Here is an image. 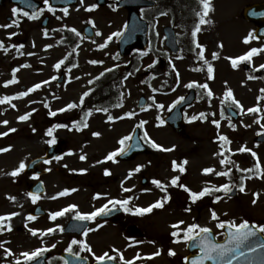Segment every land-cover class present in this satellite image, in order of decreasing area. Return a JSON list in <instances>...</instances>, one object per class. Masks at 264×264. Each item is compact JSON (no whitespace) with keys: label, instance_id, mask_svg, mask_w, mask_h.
<instances>
[{"label":"rangeland","instance_id":"1","mask_svg":"<svg viewBox=\"0 0 264 264\" xmlns=\"http://www.w3.org/2000/svg\"><path fill=\"white\" fill-rule=\"evenodd\" d=\"M260 1L263 0H211L214 10L206 19L212 23L201 25L196 41L204 46V59L213 66V78L209 77L208 66L199 56V47L196 46L193 53L186 52L191 27V22L187 20V12H191V8L187 6L186 0H159V6L169 10L170 14L157 18L153 23L151 31L155 40L148 49L142 52L136 50L126 57H120L116 52V36L105 44L109 35L121 31L127 14L123 9L110 5L89 11L88 6L94 4V1L83 0L68 8L67 15L63 11L52 12L46 28H43L40 26L42 17L29 19L22 12L14 16L12 9L15 6L5 1L0 7V24H9L12 19L17 18L19 23L18 26L0 28V40L4 41L7 48V52L0 49V97H15L17 93L26 91L36 83H41V87L25 97L14 98L11 103L16 108H12L7 102L0 104V121H9L7 125L0 123V132H7L9 128L16 129L6 136H0V148L9 149L0 152V214L19 213L10 221L13 232L8 234L9 231L6 230L0 234V244L3 245L0 247V256L3 250L11 249L9 263L16 264L17 257H22L21 253L43 246L39 238L41 233H31V229H41V222H28L24 218L31 198L27 195L31 178L24 172L13 177L11 172L18 167L20 161L27 163L43 153L48 145L47 141L51 139L47 135V129L58 123L68 125L55 129L53 133L57 140L63 142L65 153L47 166L48 173L40 177L46 186V194L40 198H63L64 195L57 194L65 188H74L76 191L70 192L65 198H93L95 192L107 194L100 198H117L120 194L132 196L129 207L135 209L137 206L147 207L165 195H170L171 198L163 202L160 210L154 208L146 214L129 212V225L142 229L148 237L156 233L166 234L168 230L175 231L172 225L181 220L184 221L180 225L181 229L191 223H198L211 228L217 238L223 237L221 229L217 227L219 220H235L239 223L247 219L256 224H264V145H256L252 141L256 132L264 131V99H257L264 97V92L261 91L264 89L261 79L264 68L259 67L264 64V51L253 54L251 62H238L237 67H233L229 59L243 55L254 47H264V42L256 39L244 42L245 37L254 32V26L243 19L242 9ZM200 10L201 5L192 9V12ZM8 16L11 17L10 21L7 20ZM170 20L171 25H175L180 46L176 54L165 50L161 34L162 26L169 24ZM87 23L95 31L93 39H88L81 33L82 26ZM149 25L151 27V22ZM73 27L80 36H77V42L71 48L61 41L63 35L60 29L70 30ZM45 30L48 32L47 36L44 34ZM12 32L17 35L9 36ZM97 32L101 35H97ZM100 44H105V47H98ZM13 45L23 47L18 49ZM213 53H218L216 59H213ZM65 57L72 60V64L68 65ZM62 59L64 63L57 69L55 65ZM93 60L102 63L93 64ZM14 68L18 69V82L5 86V81L12 78ZM106 69L111 71H105ZM116 70L121 76L114 79L112 74ZM132 71L136 76L130 74ZM102 72L105 79L112 75L111 84L117 89L116 95L105 106L96 103L104 87V82L98 81ZM61 73L63 80L58 83L57 78ZM53 76L56 79H52ZM137 80H146L145 86L141 87ZM44 81L48 83H42ZM193 81L196 85L191 88H194L198 99L185 109L187 125L183 131L176 133L165 123L160 124V120L190 89L187 85ZM204 83L212 90L211 97L207 95L206 89L199 87ZM229 88L233 90L235 99L243 105V111L232 106L240 115L236 121H231L226 115L225 108L228 105L224 106V115H221V101ZM86 91H89V95L81 103V96ZM140 95L146 98V105L142 109L137 108V98ZM72 102L77 107L58 112L55 116L49 115V111L63 108ZM158 104H163L164 108L157 107ZM257 105L259 112H247L248 108ZM103 107H107L108 112L96 110ZM75 110H79V113L69 120ZM89 110L90 115L85 118L84 113ZM129 111L134 115L125 116ZM25 113H30L29 119L19 121L17 118ZM200 113H204L207 119H200ZM108 115L121 118L109 121ZM193 116L197 119L192 120ZM213 119L220 120V125H214ZM82 120L87 123V127L81 124L77 130L73 121ZM141 121L147 123L141 126ZM135 126L140 128L141 138L144 131H147L162 147L155 149L143 140L149 153L125 162L105 160L110 152L120 147V139L130 135ZM33 128L36 130L33 131ZM94 132L101 135L94 136ZM221 135H226L229 143L219 139ZM242 146L257 154L260 170H255L257 158L251 152L237 151ZM81 155H85L86 159L81 160ZM229 157L237 163L236 168L229 165ZM222 160L227 163H221ZM98 161L101 162L97 163ZM173 162L180 167L174 168ZM137 165H143L141 171L126 179L129 170L135 169ZM181 167L184 171L180 170ZM207 167H212L215 171L206 174L203 169ZM80 169L87 171L82 173ZM105 169H109L111 174L105 175ZM224 169H231L228 176L215 174L223 173ZM241 169L253 171H246L248 177L239 178L237 172ZM142 176L148 179L143 186L140 184ZM173 177H179L176 185L171 183ZM153 179L162 181L168 190L157 187L152 182ZM122 183L124 188H130L131 191L124 192ZM225 183L239 185L234 197L222 196L209 206L201 204L190 211L185 210L184 205L190 193L181 185L199 192L204 187L214 190ZM241 184L244 185V190H241ZM142 189L150 191L142 192ZM256 193H259L258 197L254 195ZM9 197L16 199L13 201ZM253 200L256 202L253 203ZM213 210L218 214L219 220L212 219ZM19 226L23 228L17 230ZM171 249L178 259V256L185 254L184 241L171 243ZM177 259L171 260V264H178Z\"/></svg>","mask_w":264,"mask_h":264},{"label":"snow or ice","instance_id":"2","mask_svg":"<svg viewBox=\"0 0 264 264\" xmlns=\"http://www.w3.org/2000/svg\"><path fill=\"white\" fill-rule=\"evenodd\" d=\"M83 2V0H81V3ZM198 4L202 6V10L200 11H195V16L198 17V22L195 23L194 29L192 31V37L194 38V42L197 43V47H199L201 49L199 56L201 59H204V46L200 45L197 41H195V38L197 36V33L201 31V25L204 24H208V23H212L211 20L206 19L209 16V13L211 11L214 10V6L211 2V0H197ZM43 4L47 6V9L49 11L54 12L55 8L53 7V5L50 3V0H43ZM31 7L33 9H35V5H31ZM98 5L97 4H91L88 6L89 11L97 8ZM44 11L43 8H40L38 10H34L31 13L29 11H24L22 8L19 7H14L12 9L13 15L16 16L17 14L21 13L23 14L24 17H27L29 19H37L39 17V15ZM63 12L65 15L68 14V9L64 8ZM163 14V13H162ZM253 15H260V16H264V12H260V13H253ZM18 18L17 19H12L11 22L9 24H0V28H10L12 26H18ZM72 33H74L76 36H80V33L78 32V30L76 28H71L70 29ZM46 36L48 34L47 30H45L44 33ZM97 35H101V33L97 32ZM17 35L16 32H12L9 34V36H15ZM123 33L121 31H117L112 33L111 35H109L106 39L105 44L107 43V41H111L112 38L114 36L116 37H120L122 36ZM259 37L254 35V32H250L249 35L247 37H245V43H249L251 40L253 39H258ZM105 44H100L98 45V47L103 48L105 47ZM222 47V44L220 45ZM12 47L15 48H22V45H13ZM48 47H51V45H49ZM0 49H3L5 52H7V48L5 47L4 41L0 40ZM264 51V47L261 48H252L250 49V51H248L247 53L240 55L238 57L232 58L229 57V59L232 62L233 67H237L238 66V62H251L252 60V56L253 54H258L259 52ZM29 55H31V53H29ZM218 57V53H213V59H216ZM93 64L96 63H102V61H91ZM64 63V60H60L59 62H57V64L55 65V67L57 69H59L61 67V65ZM204 63L207 64L208 68V74L210 78L212 77V73H213V66L211 64L208 63V61L206 59H204ZM149 67H152V65H149ZM260 68H264V64L259 65ZM18 71V69H13V73H12V78L10 80L5 81V86L13 84L18 82V78L16 76V72ZM105 71H111V69H106ZM104 73H100V76H103ZM179 76V73H177V77ZM252 78V77H249ZM52 79H56L55 76L52 77ZM42 83H48V81H44ZM196 85V82L193 81L191 83H189L187 85V87L191 88L193 86ZM41 87V83H36L34 84L32 87L28 88L26 91H21L19 93H17L15 95V97L13 96H8V95H4L2 97H0V104H4L5 102L9 103L11 105L12 108H16L15 104H12L11 101L14 98H21V97H25L27 96L29 93L40 89ZM199 87H201L202 89H206L207 90V95L209 97H211L213 95L212 90L209 88V85L207 83L201 84L199 85ZM91 91V90H89ZM89 91H86L83 93V95L81 96V103H83L84 101V97H87L89 95ZM262 92H264V89L261 90ZM154 99V98H153ZM184 97H180V100H183ZM258 100L260 99H264V97H257ZM228 105L229 107H232L233 105L240 108L243 111V105L240 103L239 100L235 99V96L233 94V90L231 88L227 89L226 92L224 93V99L221 101V115H224V106ZM114 106H120V105H114ZM152 105H149V107H151ZM174 106V105H173ZM77 107V104L72 102L67 104L65 107L63 108H59L56 109L54 111H49V115L50 116H55L58 112L62 113L66 110L72 109ZM157 107L163 109L164 105L163 104H158ZM97 111H103V112H108V108L107 107H103V108H99L96 109ZM32 111H36L35 109H32ZM90 111L89 112H85L84 116L85 118L90 115ZM260 108L259 106H254L251 108L247 109V112L252 113V112H259ZM125 116L131 117L134 115L133 112L129 111L127 113L124 114ZM215 115V114H213ZM30 117V113H25L23 115H20L17 119L19 121H25L27 119H29ZM121 117H113L112 115H108L107 119L109 121H112L114 119H120ZM192 120L197 119L196 116H193L191 118ZM200 119H207L206 115L204 113H200ZM0 123L7 125L9 123L8 120H4V121H0ZM141 126H143L145 123H147L146 121H141ZM165 121L163 119L160 120V124H164ZM212 123L214 125L219 126L220 125V120L217 119H213ZM81 124L84 127H87V123L82 120V121H73V125L77 128V130L80 129ZM60 127H68V125H62V124H54L51 127H49L47 129V135L49 137H51V139H49L47 141V143L49 145H54L57 143V138L56 136L53 134L54 130ZM36 129L33 128V131H35ZM16 131V129L14 128H9L7 132H0V136H6L8 135L9 132H14ZM94 136H99L101 135V133L99 132H94L93 133ZM143 140L150 144L151 147L155 148V149H160L162 146L160 144H158L155 140H153L147 131H144L143 133ZM219 139L225 141V143H229V138L226 135H221L220 137H218ZM132 140L131 135H126L124 137H122L119 141V145L120 147L115 149L114 151L110 152L104 159L105 160H114L115 157L117 156V154H123L125 151L130 150L133 145L131 143H129V141ZM136 147H139L140 145L137 143V145H135ZM175 146L173 145V148ZM9 149L6 148H0V152H4L7 151ZM165 151L171 150V149H164ZM237 151L239 152H251V154L253 155V157L257 158V163L255 164V170H260L261 165L259 162V158L257 157V154L255 152L252 151V149L247 148L246 146H242L239 149H237ZM56 159H60V157H56ZM81 160L86 159L85 155H81L80 157ZM47 163H51V161H46ZM101 161H98L97 163H100ZM186 163V161H185ZM221 163H227V161L222 160ZM173 166L175 167H180L179 165H177L175 162H173ZM27 167V164L25 163L24 160L20 161L18 167H16L12 172L11 175L13 177L17 176L18 174H20L21 172H23L25 170V168ZM143 167V165H137L135 169L129 170L128 175L126 177V179L131 178V176L133 175V173H138L141 171V168ZM181 171H184V169L181 167L180 168ZM75 171V170H74ZM80 172H86V169H80ZM214 168L212 167H207L203 169L204 173H212L214 172ZM241 171H253V169H241ZM231 172V169H228V171L226 172H216V175H228ZM111 172L109 169H105V175H110ZM38 173L34 174V178H38ZM179 177H173L171 180V183L173 185L177 184ZM157 187H164L162 181H160L159 179H153L152 181ZM133 188L135 187V185L132 186ZM181 187L185 188L186 191H189L190 193V198L193 202L197 201L199 198H203L206 194H209L211 191H213V189H210L209 187H204L201 191L197 192V191H193L191 189H188L186 185H181ZM241 190H244V185L241 184L240 185ZM122 190L124 192H130L131 189L130 188H124L123 187V183H122ZM215 191H221L223 190L225 193L230 192L232 190V185L229 183H225L219 186V188L214 189ZM76 191V189H69V188H65L62 192L58 193L57 195L59 196H63V195H67L70 192ZM142 192H148L150 191V189H142ZM28 196H30L32 198L33 203H36V201L40 198L39 195L35 192H28L27 193ZM101 195H107V194H101V193H96L94 196V199H99L101 197ZM257 197L259 196V193L254 194ZM170 195H165L164 197H162L161 199L156 200L155 202H153L152 204H149L147 207H140L137 206L135 207V209L129 207V203L130 201L133 199L132 196H127L125 199H117V198H110L107 200L106 203H104L103 205H101L100 207H96L94 208V210L92 211H80L79 210V206L77 204H69L66 207L58 210V211H52L49 214V218L52 221H55L58 217L64 216L66 213L68 212H72L74 211L75 216L74 219L78 220V221H95L96 218L98 216H102L105 214L110 213L111 211H113L118 205L123 209V211L125 212H133L135 211L136 213L139 214H146V213H150L154 208H158V207H163V202H166L170 199ZM9 199L11 200H15V197H9ZM216 200L219 201L220 197L217 196ZM256 201L253 200V203H255ZM190 211L189 209H186ZM19 215V213L17 212H10V213H5V214H0V232L3 231H10L11 230V218L15 217ZM211 217L213 220H219L218 214L215 212V210L212 211L211 213ZM29 220H34L36 219L35 216L29 214L28 216ZM5 222H7V228H5ZM184 224V221H178L176 224L172 225V227L174 229H176L175 231H173L171 233V235L176 238L175 242H180L181 240L184 242H191L190 246L193 249H198V253L195 255L191 256V264H205V262L207 261H211L212 264H233V261L237 260L238 258H244L246 257V254H254L257 252V250H264V240H261L259 242L253 243L252 242V238L257 236V233H262L264 234V224H255V223H251L249 220L244 219L242 221H240L239 223H237L235 220H219V223L217 225L218 228L220 229H225V227L227 226V230H226V239L223 242H217L216 239L213 236V230L207 226H201L198 223H191L189 225H187L186 228L181 229L180 225ZM97 227H100V225H97ZM57 229H59L61 232L64 231V227L62 225H55V227H49L47 229H31V233L32 235H36L38 232H40L41 234H51L53 232H55ZM93 231L92 228H88L85 227L83 230V236L87 237L88 233ZM181 232H183V235L181 236ZM73 245H79L81 246L82 249H86L88 252L92 253V255L95 257L96 261H105L106 259L108 260H113L115 259L114 256H110L108 252H104L101 255H96L93 251L91 246L87 243L86 240L84 239H76L73 238L71 243L69 244L68 248L66 249V251H68L69 253H72L74 256L79 257V252H73ZM3 245L0 244V247H2ZM52 247H55V245H52ZM48 251V247H37L35 248V250L33 251H24L23 253H21V256L24 258L25 261H33L36 260L38 257H40L42 255V253ZM117 252H119V250H117ZM6 256L7 255H11V249H6L5 253ZM159 252H154L151 254H148L147 258L151 259L154 256L159 255ZM169 254L170 255H175V251L173 249H169ZM119 259L121 261H123V264H135V261L141 259L140 253H137L135 257H133L132 259H128L126 260L123 253L120 252L119 253ZM184 259L187 261L189 259V257H184ZM16 264H20V258L17 257L16 260ZM64 264H68V261L65 260ZM248 264H251V261H248Z\"/></svg>","mask_w":264,"mask_h":264},{"label":"flooded vegetation","instance_id":"3","mask_svg":"<svg viewBox=\"0 0 264 264\" xmlns=\"http://www.w3.org/2000/svg\"><path fill=\"white\" fill-rule=\"evenodd\" d=\"M125 198L126 196L119 194L117 199ZM108 199L110 198H42L41 206L45 209V214L41 217L42 230L49 227L54 228L57 224L64 227L62 232L57 229L51 234H43L42 240L48 247V251L42 253L45 264H64V261L67 260L64 254L74 256L66 251L73 238L86 240L96 255L108 252L110 256H114L115 259L110 260L107 264H123V261L119 259L120 252L123 253L126 260L132 259L137 253H140L141 259L135 261V264H171V255L169 254L171 234L169 230L166 234L156 233L148 237L142 232V229L133 224L129 225L128 212L123 211L119 205L110 213L98 216L95 221H85V225L83 221L70 225V220L75 216L74 211L58 217L55 221L49 218L52 211H58L69 204H77L80 211H92L106 203ZM80 226L83 227L80 228ZM85 227L93 229L87 237L83 236ZM72 247L73 252H79V257L75 256L77 258L73 260L72 264H105L104 261H96L92 253L82 249L81 246L73 245ZM154 252L160 254L148 259V254Z\"/></svg>","mask_w":264,"mask_h":264},{"label":"water","instance_id":"4","mask_svg":"<svg viewBox=\"0 0 264 264\" xmlns=\"http://www.w3.org/2000/svg\"><path fill=\"white\" fill-rule=\"evenodd\" d=\"M12 3H18L20 6L25 8H30L31 11H34L38 8V4L35 3L33 0H10ZM51 2L57 1V0H50ZM3 0H0V5L2 4ZM104 2V0H97V3L101 5ZM59 3V2H55ZM61 4H64V2H60ZM31 5H35V9L31 7ZM145 5H151L150 2L143 1V0H121L118 2V6H126L129 8V15H128V22L126 24L125 29L123 30V35L120 36L118 40L119 50L121 54L128 53L134 46L139 45L141 48L145 47L146 44V26L145 23L140 20L136 9L141 6ZM264 12V2L260 4H252L248 7H246L243 10L244 18L247 20L252 21L255 26V36L259 37L260 39H264V16L260 15H253V13H260ZM85 33L91 35V31L89 28L85 29ZM166 45L170 47L173 51H176V46L174 45V35L173 33L168 29L166 31ZM192 101V98L190 95L185 97L183 100H181L174 108L173 110L167 115L164 120L168 122L175 131H180L183 126L185 125L183 121V117L181 114V108ZM145 101L143 97L139 98L138 106L142 107L144 105ZM132 140L130 143L133 145V147L130 150L125 151L123 154H119L117 158L119 159H131L135 154L138 153H145L147 149L145 148L144 144L141 143L139 137H138V130L137 128L132 133ZM264 139V135L261 136ZM137 143L140 145L139 147H136ZM46 156L41 158H35L31 160L26 168V172H34L35 174H40L41 171L36 169V166L38 163H40L43 160L52 158L56 155L61 154V151L57 149L56 146L50 147L46 150ZM142 183H145V179H142ZM32 192L35 193H41L42 192V185L41 183H36L32 186L31 189ZM224 233L226 235L227 226L225 227ZM226 239V236H225ZM224 239V240H225ZM223 240V241H224ZM261 240H264V238L260 235V233H257V236L252 238V242L256 243ZM220 241V242H223ZM191 259V258H190ZM248 261H251V264H264V250H257L254 254H246V257L244 258H238L237 260L233 261V264H248ZM206 264H212L211 261L205 262ZM185 264H191V260H187Z\"/></svg>","mask_w":264,"mask_h":264}]
</instances>
